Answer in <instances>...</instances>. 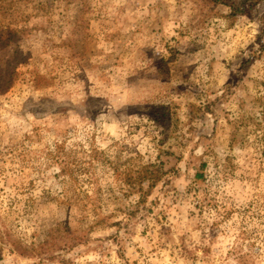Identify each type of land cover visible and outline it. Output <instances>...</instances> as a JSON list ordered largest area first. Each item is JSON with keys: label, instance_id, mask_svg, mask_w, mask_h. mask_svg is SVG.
Wrapping results in <instances>:
<instances>
[{"label": "rangeland", "instance_id": "1", "mask_svg": "<svg viewBox=\"0 0 264 264\" xmlns=\"http://www.w3.org/2000/svg\"><path fill=\"white\" fill-rule=\"evenodd\" d=\"M0 0V264H264V0Z\"/></svg>", "mask_w": 264, "mask_h": 264}, {"label": "trees", "instance_id": "2", "mask_svg": "<svg viewBox=\"0 0 264 264\" xmlns=\"http://www.w3.org/2000/svg\"><path fill=\"white\" fill-rule=\"evenodd\" d=\"M207 1L226 6L230 11L231 16L236 15V13H242L244 10L243 3L241 2L237 3L236 1H232V0H207ZM10 82L11 81L7 79L1 78V75H0V91L7 90L9 88Z\"/></svg>", "mask_w": 264, "mask_h": 264}]
</instances>
